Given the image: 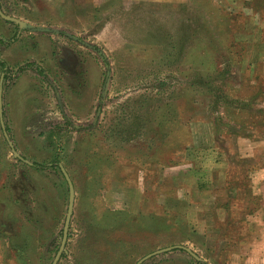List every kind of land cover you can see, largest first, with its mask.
<instances>
[{
    "label": "rangeland",
    "instance_id": "rangeland-1",
    "mask_svg": "<svg viewBox=\"0 0 264 264\" xmlns=\"http://www.w3.org/2000/svg\"><path fill=\"white\" fill-rule=\"evenodd\" d=\"M71 1L2 0L0 264H53L62 166L56 264H264V0Z\"/></svg>",
    "mask_w": 264,
    "mask_h": 264
},
{
    "label": "crops",
    "instance_id": "crops-1",
    "mask_svg": "<svg viewBox=\"0 0 264 264\" xmlns=\"http://www.w3.org/2000/svg\"><path fill=\"white\" fill-rule=\"evenodd\" d=\"M30 1H31V4L34 7V10L36 11V15H37V18L35 17L33 21H36V22L38 21L40 23H48V22H50V23H63L64 21L73 20L72 19V17H73L72 15H73L74 11H73L72 8H70V10L68 12V15H66V11H67L68 8L64 4L63 0H30ZM70 2L72 4L71 0H70ZM2 3H3L2 0H0V7H1L2 11L6 15H9V14H7L4 11ZM60 4L62 5V7L57 9L58 5H60ZM76 6H78V4H76ZM43 10H44V12H43ZM39 12H43V13H39ZM9 16H11V15H9ZM13 17H15V16H13ZM15 18H17V19L23 21L24 23L28 24L26 20H23V19L18 18V17H15ZM3 19L5 21H8V22L16 24L20 28V25L18 23L14 22V21L6 20L5 18H3ZM20 29H22V28H20ZM6 30H7V28H6ZM116 191L122 193V195H126V199L127 200L129 199L128 198L129 196H127L128 194L125 193V192H127V190H121L120 189V190H116ZM103 197H104V199L106 201L105 193H103ZM127 200H124V201L127 203L128 202ZM108 208L110 210H112V211H117L119 213H123L125 215H128L129 218H132L134 220L138 219L140 221V220H142V218L146 219L145 218L146 213L143 211V209L145 210V206L139 208V210L136 211L135 209H132L133 205H129L128 203H127L126 206H125V204H123V205H121L119 207H115V208L110 206V204L108 203ZM129 218H128L129 224L127 223L128 225L132 224V223H130V219ZM127 224H123V225H127ZM102 229H104L103 226H102ZM127 230H129V231H127L124 234H122L119 237H117L119 248H121V250H123V251L120 250L118 255H120V253L123 252V258H132L131 257V246H130V241H131L130 230H131V228H127ZM68 237H69V234H68ZM66 244H67V242H66ZM125 246H128V247L125 249ZM145 261H143V262H145Z\"/></svg>",
    "mask_w": 264,
    "mask_h": 264
},
{
    "label": "water",
    "instance_id": "water-1",
    "mask_svg": "<svg viewBox=\"0 0 264 264\" xmlns=\"http://www.w3.org/2000/svg\"><path fill=\"white\" fill-rule=\"evenodd\" d=\"M0 15L5 18L6 20H10V21H14L16 23H18L20 25V28H24V27H28V25L26 23H24L23 21L13 17V16H9V15H6L1 7H0ZM29 28V27H28ZM2 87H0V120H1V124L5 130V122H4V118H3V111H2ZM5 136L9 142V145L12 147V150L14 152V154L20 158V159H23L22 156L14 149V146H13V143L12 141L9 139V136L7 134V132L5 131ZM24 160V159H23ZM26 162L32 164L31 162H29L28 160H25ZM62 170H63V173L65 175V178L68 182V186H69V205H68V211H67V216H66V220H65V224H64V229H63V239H62V242H61V245H60V248L57 252V255L55 257V260L53 262V264H56L57 261L59 260V258L61 257L63 251L65 250V247H66V242H67V239H68V234H69V228H70V222H71V218H72V215H73V211H74V204H75V187H74V184H73V181L71 179V177L69 176L68 172L64 169V167L62 166ZM184 249L186 250L187 252H189L190 254H192L196 259L198 260H202L198 255H196L194 252H192V250L186 246H183V245H176V246H171V247H166V248H162V249H159V250H156L150 254H148L147 256H145L144 258H142L138 264H141L143 261L147 260V259H150L152 258L153 256H156V255H159V254H162V253H165V252H168V251H172L173 249Z\"/></svg>",
    "mask_w": 264,
    "mask_h": 264
},
{
    "label": "trees",
    "instance_id": "trees-1",
    "mask_svg": "<svg viewBox=\"0 0 264 264\" xmlns=\"http://www.w3.org/2000/svg\"><path fill=\"white\" fill-rule=\"evenodd\" d=\"M0 65L2 66L4 73L7 75L8 74V71H9L7 64L4 61L1 60L0 61ZM55 161L56 160H54V162ZM53 164H54L53 162H51L50 165L49 164H40V163H37V162H32V165L35 166L38 169H47V168H49Z\"/></svg>",
    "mask_w": 264,
    "mask_h": 264
}]
</instances>
